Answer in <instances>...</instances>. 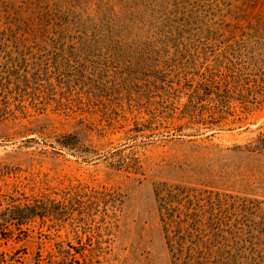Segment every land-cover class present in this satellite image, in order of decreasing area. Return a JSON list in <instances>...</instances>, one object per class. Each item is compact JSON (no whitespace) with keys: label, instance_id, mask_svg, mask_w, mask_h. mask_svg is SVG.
Segmentation results:
<instances>
[{"label":"rangeland","instance_id":"1","mask_svg":"<svg viewBox=\"0 0 264 264\" xmlns=\"http://www.w3.org/2000/svg\"><path fill=\"white\" fill-rule=\"evenodd\" d=\"M9 56L48 72L0 83V264H171L163 183L227 198L264 264V0H0Z\"/></svg>","mask_w":264,"mask_h":264},{"label":"trees","instance_id":"2","mask_svg":"<svg viewBox=\"0 0 264 264\" xmlns=\"http://www.w3.org/2000/svg\"><path fill=\"white\" fill-rule=\"evenodd\" d=\"M50 44L55 47V42ZM55 57L57 64L59 54H55ZM5 63L7 69L2 73L6 76L0 83H6L10 78L17 79V83L41 80L39 76H46L48 72V68L42 67L38 58L32 63L36 72L29 76L19 71L25 61L9 56ZM63 137L61 146L66 147L74 143V136L68 134ZM242 150L264 152V135ZM156 197L171 264H236L235 255L231 253L233 247L225 235L228 231L220 227L225 224L224 219L228 216L226 212L230 210L227 198L219 195L212 198L211 193L205 195V191L195 187L167 183L156 187ZM34 211L33 206H26L7 214L4 220L14 219L17 224H21L24 219L33 216ZM237 239L236 244L239 245V236Z\"/></svg>","mask_w":264,"mask_h":264}]
</instances>
